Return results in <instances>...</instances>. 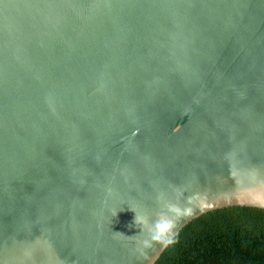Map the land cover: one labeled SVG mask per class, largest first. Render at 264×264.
Instances as JSON below:
<instances>
[{
	"label": "water",
	"instance_id": "1",
	"mask_svg": "<svg viewBox=\"0 0 264 264\" xmlns=\"http://www.w3.org/2000/svg\"><path fill=\"white\" fill-rule=\"evenodd\" d=\"M231 207L264 210V0H0V264H155Z\"/></svg>",
	"mask_w": 264,
	"mask_h": 264
},
{
	"label": "trees",
	"instance_id": "2",
	"mask_svg": "<svg viewBox=\"0 0 264 264\" xmlns=\"http://www.w3.org/2000/svg\"><path fill=\"white\" fill-rule=\"evenodd\" d=\"M155 264H264V210L231 207L202 215Z\"/></svg>",
	"mask_w": 264,
	"mask_h": 264
},
{
	"label": "clouds",
	"instance_id": "3",
	"mask_svg": "<svg viewBox=\"0 0 264 264\" xmlns=\"http://www.w3.org/2000/svg\"><path fill=\"white\" fill-rule=\"evenodd\" d=\"M164 229L161 227V225L157 224L155 226V231L152 234V240L158 241L160 239L159 235L157 234L158 232H162ZM147 244V241L145 242Z\"/></svg>",
	"mask_w": 264,
	"mask_h": 264
}]
</instances>
